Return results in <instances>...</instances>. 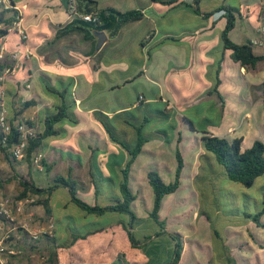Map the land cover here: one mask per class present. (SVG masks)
<instances>
[{
    "label": "crops",
    "instance_id": "0c3cea01",
    "mask_svg": "<svg viewBox=\"0 0 264 264\" xmlns=\"http://www.w3.org/2000/svg\"><path fill=\"white\" fill-rule=\"evenodd\" d=\"M12 1L14 4L12 8L20 14V23L25 32L26 41L20 43L17 34L10 30L11 26L5 28L0 23V29H7V34L0 38V64L10 66V58L13 55H16L18 59L17 67L13 68L11 73L5 76L4 81L0 83V105H7L12 111L14 107L24 101H34L35 105L25 110L18 119L30 121L39 131L41 128L40 116L43 110L54 109L59 103L56 96L45 90V86L48 85L58 90L64 87L70 89L74 100L73 112L78 123L73 126L64 124L65 133L57 138L46 140L39 152L42 154L40 156L43 161L51 166L50 174L55 168L60 169L62 175H65L64 177L71 171L72 179L77 181L78 188L81 187L80 194L84 192L85 195H94L89 176L92 161L96 160L94 154H98L99 167L107 172L106 163L110 159L113 160L111 154L121 152L118 146L109 141L102 126L95 121L94 111H100L112 118L119 112L134 109L140 103L156 108L158 105L162 107L166 102L167 109L171 113V117L167 121L176 124L175 130H166V135L171 138L169 142H166V137L163 135L146 142L131 167L130 181L133 180L134 183L131 187L136 194L133 209L139 219L145 218L152 210V192L151 189L144 186L145 183L148 184V171L156 170L165 183L173 181L177 163L175 156L177 148L183 160L180 182L182 184L183 175L190 181L188 187L194 186V178L199 173L201 156L204 152L201 147L200 134L190 129L187 123L182 120L183 118L207 122L208 125H205L208 127V131L215 136L228 139L241 138V150L244 146L242 151L250 148L256 140L264 142V61L259 62L254 68L242 67L232 61L229 50L222 51L220 34L225 26V18L220 12L205 20L177 4L163 5L152 0H95L97 10L113 8L119 12L139 10L142 13L141 20L124 25L115 36L102 32L106 38L100 48L96 49L97 37L95 34L92 40L84 39L83 35L78 32L55 38L57 31L65 27L71 20L65 11V0ZM137 1L139 4L142 3L139 8L135 6ZM202 1L199 2L202 13L210 12L221 6H227L234 10L233 13L237 17L236 23L229 32V38L234 43L261 41L262 45L258 47L262 48L264 44V0H239L244 4L246 12L253 7H257L260 11L257 24H248L252 36L247 30H242V24L247 23V14L243 18L237 8L222 3L213 7H201ZM1 3H5L4 7L8 8V0H3ZM180 10L198 17L201 22L190 27H183L181 30L157 28L153 16L164 18L173 11ZM5 17L8 15L6 14ZM146 21L149 22V25L140 40V46L145 52V56L130 64L128 60L131 58V54L127 53L130 49H127L124 37L136 31ZM238 26H241L238 37L236 38L235 35V38H232ZM253 34L258 35L259 38H253ZM147 35H150L148 40L146 39ZM115 38L116 40H114ZM166 38L174 40H165ZM118 39L121 41H117ZM256 49L253 47L255 55H264V49ZM161 51L164 52L162 65L158 68L153 67L156 54ZM221 55L223 58L218 75L220 79L217 88L218 94H213L209 92L214 86L213 73L209 77L210 69H215ZM113 56L115 57L112 58ZM208 113L216 116L215 122L212 121V123L207 119ZM179 122L186 124L187 129L179 130ZM166 124L165 121L159 126L152 127L151 131L153 132L159 127L166 129ZM179 135L181 139L177 142ZM188 147L192 151L186 157L185 150L187 151ZM172 152H174L175 162L173 157L169 159V162H173V166L167 169L165 167L168 162L165 156L169 157ZM202 163L204 162L202 161ZM18 165L22 171H25L26 179L31 178L36 187L47 186L42 177L39 182L35 179L36 177L34 178L35 174L36 176L42 175L43 170L28 167L25 162H20ZM189 167V174L184 176V168L186 170ZM165 169L168 170L169 182L165 181L161 173ZM18 177L13 175V182L18 183ZM142 189L146 190V194L139 193V190ZM178 189L167 195L168 197L165 196L164 200L174 197V201H184L185 196L176 197ZM263 189L264 185L260 188V201ZM59 191L64 192L62 194L65 196L68 195L67 191L61 188L53 193L50 200L52 215L49 219L55 224L53 231L55 240L51 243L55 253L54 264H73L72 258L76 255L77 246L82 252L88 251L89 260L82 257L80 264H98L97 262L102 261L104 264H112L105 261L102 256L103 250L112 239L117 255H124V251L127 250L133 258L132 264H166L168 262L173 246L169 240L166 245L162 244L159 260L149 258L150 256L144 254L139 248L132 247L127 241L126 232L119 223L124 220L123 217L117 215H106L100 218L80 216L71 206L67 208L66 204L70 202L67 197L64 203H58L54 199V194ZM248 197L257 203L256 199L250 195ZM139 202L145 204L142 205ZM168 202L172 203L169 200ZM142 207V210L145 211L144 215L140 213ZM166 208L170 209V204H167ZM184 208L179 210V212L183 211L180 212V215L189 210L186 206ZM260 209L257 208L256 211ZM162 211L161 207L160 214ZM188 212L189 216H185L192 220L195 226L202 221L203 214L197 210V207ZM183 216H177L175 219ZM262 216L259 226L254 224L250 218L243 226L246 234L243 251H250L249 257L242 255L236 257L234 247H229L227 250L221 246L217 248L213 245L210 237V241H196L199 243L198 250L195 249L194 263L212 264L215 257L214 251H216L223 264H253V262L264 264V221ZM160 217L162 218V216ZM171 219H173L172 216ZM88 223H99V225L96 227L94 224V227L86 228L90 225ZM167 226L169 227V225ZM137 227H140V223L135 225L134 234L137 233ZM73 232L85 235V238H78L72 242L70 236ZM93 234L97 235L95 239L91 237ZM20 237H17L19 241H21ZM24 241L22 239V242ZM182 242L183 250L178 264H186L185 258L190 249L186 234H183ZM30 249L23 247L21 253L33 257L34 251ZM241 251L239 248L238 254ZM18 253L20 254V252ZM90 257H95V259ZM19 258H12V264H18Z\"/></svg>",
    "mask_w": 264,
    "mask_h": 264
},
{
    "label": "trees",
    "instance_id": "16d2710c",
    "mask_svg": "<svg viewBox=\"0 0 264 264\" xmlns=\"http://www.w3.org/2000/svg\"><path fill=\"white\" fill-rule=\"evenodd\" d=\"M152 1L163 5L177 4V6H183L194 15L200 16L205 20L209 19L215 13L223 11L225 26L220 34L222 51L229 50L232 61L242 67L249 66L254 68L259 62L264 61V55L258 56L254 54L251 42L237 44L229 38V32L235 27L237 18L232 8L221 6L210 12L202 13L199 7L200 0H192L191 2H185L184 0ZM76 2L78 12L84 14L94 13L96 15V21L88 22L73 18L65 27L57 31L56 39L72 32L81 33L86 40L94 39V34L100 32H107L110 36H115L124 25L137 22L142 18V13L139 10L127 12H119L113 8L97 10L95 0H76ZM9 4L11 7L5 8L0 3V23L5 28L12 26L17 15L16 11L12 8V5H14L13 1L9 0ZM64 6L65 11L68 13V0H65ZM6 14L8 17H5ZM13 32L17 34L16 31ZM6 34L7 29H0V38ZM17 36L19 37L18 34ZM165 40L174 39L166 38ZM19 41L20 43H24L26 40L19 37ZM222 58L221 55L213 71L214 86L209 91L213 94H218L217 88L220 84L218 75ZM6 68L7 64H0V74ZM45 90L56 96L59 103L54 109L47 108L43 110L40 116L41 128L39 131L35 129L30 121L18 119L25 110L35 105L34 101H24L17 107H14L12 111L9 110L10 107L7 105H2L6 112L5 120L9 125V132L4 134L0 127V153L7 161L14 176L18 177L16 175V165L20 164V162H25L28 167H31L35 154L42 149L45 141L50 138H57L65 133L63 129L64 124L73 126L78 123L73 112L74 100L70 89L64 87L58 90L46 85ZM158 107H150L148 104L140 103L134 109L119 112L112 118H109L100 111L93 112L95 121L102 126L109 141L121 150L119 154L115 152L111 154L113 160L111 161L110 159L106 163L107 172L99 167L98 154H94L96 160L92 161L89 168V176L94 189L95 201L103 199L104 205L88 204L83 200L78 189L77 181L71 177V171L68 172L66 177L56 175L53 185H48L44 188L36 187L31 178L25 179L18 177V184L21 191L18 194L17 200L21 201L30 196L36 198L33 202L43 208L46 217H51V197L57 190L61 188L65 189L70 197V202L88 217L100 218L106 215L123 217L124 220L119 223L126 232L127 241L130 242L132 247L139 248L144 254L150 256L149 258L159 260L160 248L162 244L166 245L169 240L173 246L171 256L166 264H178L183 250L182 236L178 233L166 231L163 228L164 222L160 219L159 214L164 197L174 193L180 186L183 160L178 148L175 153L177 167L172 182L165 183L156 170H149L147 173V182L153 197L152 210L149 213V218L157 225L159 228L158 231L143 236L140 239L133 232L135 225L140 223L141 219L136 216L133 209L136 194L133 192L130 184L131 167L146 142L159 137V135L165 136L166 142H169L171 138L166 135V130L176 129L174 122L170 123V121H167L171 117L170 110L167 109V103L165 102L162 107ZM182 120L187 123L190 129L194 130L193 121L187 118H183ZM165 121L167 123L166 129L159 127L160 129L157 128V130L151 131L152 127L159 126ZM17 124H24L26 128L35 130L34 135L26 139L22 161L17 160L11 153V149L22 142V136L17 129ZM180 139L181 136L179 135L177 142ZM241 141V138L228 139L215 136L207 131L202 132L200 142L204 153L201 156L199 173L194 178V185L198 193H200V196H203V190L206 189V185L202 184L203 188H200L199 182L204 183L208 181L206 180L208 177L209 179L217 181L215 187L219 185L220 179H222L239 184L245 188H251L255 180L264 174V142L262 140H256L250 148L242 151ZM40 164L43 167V173L49 176L51 166L43 161L42 158ZM218 167H220V170ZM2 184L3 181L0 179V189L2 188ZM261 205L262 208L255 215L246 217L259 222L260 216L264 213V189L262 190ZM88 224H90L88 226H94L95 223ZM44 237L48 238L49 235L44 234ZM70 237L73 242L78 238H85V235H79L73 232ZM51 240L53 242L55 239L53 238ZM54 254L52 253L47 258L48 263H54Z\"/></svg>",
    "mask_w": 264,
    "mask_h": 264
},
{
    "label": "rangeland",
    "instance_id": "374dc122",
    "mask_svg": "<svg viewBox=\"0 0 264 264\" xmlns=\"http://www.w3.org/2000/svg\"><path fill=\"white\" fill-rule=\"evenodd\" d=\"M143 1H149V0H143ZM228 4L231 7L237 8L241 15L244 16L246 15L247 17V23L242 24V30H247L248 33L252 36V31L251 28L248 26L249 23H252L253 25L257 24V17L260 13L257 7H253L248 12L245 11L244 4L240 2L239 0H203L201 3V7L205 6H216V4ZM3 6L5 3H1ZM7 4V3H6ZM142 3L139 4V2H136V7L139 8ZM153 19L156 23L157 28H162V29H167L170 30L172 28H177L178 30H181L183 27H190L191 25H194L196 23L201 22V20L193 15H190L186 13L183 10L180 11H173L167 17L160 18V17H155L153 16ZM263 24V22H260ZM149 25V22H143L139 28L130 33L125 35V43L127 49L129 48L130 50L127 51L128 54H131V58L128 60L130 64L134 63L137 59L140 60L144 58L145 52H143V49L140 46V40L142 39L143 32L147 30V26ZM174 30V29H173ZM239 30L241 31V26H238L237 29L235 30V33L232 35V38L238 37V34L240 33ZM255 39L259 38L258 35L253 34V38ZM123 38V37H122ZM116 40V38L114 39ZM117 41H121V39H118ZM257 49H264V44L261 47H255ZM256 49V50H257ZM113 56L112 58H114ZM163 57H164V52L161 51L160 53L156 54V58L154 59V64L153 67L158 68V66L162 65L163 62ZM18 59H12L10 58V66H8L2 74H0V83L4 81V77L7 76L8 74L11 73L13 68L15 67V64H18L17 62ZM134 65V64H133ZM152 67V68H153ZM6 70L7 73H6ZM213 69H210V75L213 73ZM212 78H214V74H212ZM220 81V79H219ZM218 92V89H217ZM202 108V107H199ZM211 110V108H209ZM0 113L6 117V112L5 109L0 110ZM207 119L210 120L211 122H215L214 116L211 113H208L206 115ZM212 122V123H213ZM208 123L205 121H193L194 125V130L200 134H202L203 131H208V127L206 125ZM179 130H186L187 125L184 124L183 122H179ZM205 126V127H204ZM212 126V125H210ZM204 127V128H203ZM198 136V137H200ZM184 140V137H183ZM244 149V146L242 147V150ZM169 150V148H167ZM191 148L188 147L187 151L185 150V156L188 157V154L191 153ZM37 155H42L40 152L36 153ZM174 161V152L169 154V157L166 155L165 158L167 160V166L165 168L169 169V167L173 166V162H169V159H172ZM185 160V158H184ZM22 161V160H21ZM175 162V161H174ZM177 162V161H176ZM36 170V167L34 164L31 166ZM177 167V163H176ZM140 168V167H139ZM16 169V174L20 178H25L26 179V174L25 171H22L20 168V165L15 166ZM220 170V167H218ZM160 170V169H157ZM185 170V168H184ZM183 170L184 176L188 175L190 172V167L186 168L185 172ZM163 177L165 178L166 182H169V176H168V170L161 171ZM63 173L60 171V169H56L52 171L50 174V177L46 176L44 173L42 175L38 174L34 176L36 180H40V177H42L43 182L48 186V185H53L54 177L56 175H62ZM65 174V173H64ZM14 173L11 171L7 161L4 159L3 155L0 153V179L3 181L2 188L0 189V225L3 227L5 232H8L11 237L8 240L3 241V246L6 247L7 249H12L13 251L16 252L13 256H8V264H12V258H19V263L18 264H54V263H48L47 258L51 256L53 252V246H52V240L53 239V231L55 230V224L54 222L49 219V217H46L44 214L43 208L37 204H35L33 201L36 200V198L33 197H28L23 200H17L18 194L21 191V188L18 183L13 182L12 177ZM32 175V173H31ZM205 175V174H204ZM203 175V176H204ZM175 176V175H174ZM208 181H205L204 183L199 182L200 188L202 187V184L206 185V189L203 190V196H200V193H198V190L196 189L195 185L188 187L190 184V181L187 177H183L182 175V184L180 182L179 186V191L177 192V196H185L184 201H174L175 198H167L169 201H174L172 203H169L168 200L162 201L163 206L162 207V212L160 216V219L164 222L163 228L166 231H169L170 233H178L183 236V234H186L188 237L189 241V251L188 254L186 255V264H195L194 260V254H196V250L198 247V243L202 241H210V237L212 238V243L215 245L217 248L221 246L223 249H229V247H234V255L238 257L239 255L242 256H247L249 257L251 255L250 251H246L243 249L245 248L244 241H246L245 237L246 234L244 233L243 226L245 223H247L249 214L252 216L255 215L258 211H256L257 208H262L261 201H260V188L264 185V174L260 176L256 181L254 182L253 186L251 188H245L239 184L231 183L226 180L220 179L219 185L217 187V181L214 179H209V177L206 179ZM172 182V181H170ZM130 184L134 185L133 180L130 181ZM148 189H150L149 185L145 183V185ZM142 185V187L144 188ZM81 188V187H80ZM79 191L81 192V189ZM137 191V187L135 188ZM134 190V191H135ZM193 190V191H192ZM216 190V191H214ZM146 194V190L142 189L141 191L139 190V193ZM64 192H57L54 194V199L56 201L64 203L69 199L70 197L66 194H62ZM196 197H195V194ZM83 194V195H82ZM176 194V193H175ZM82 198L85 202L88 204H98L100 206L104 205L103 199H100L98 201L94 200V195L92 196L85 195V193H81ZM247 195V196H246ZM248 195H250L252 198L257 200L256 202H253V200H250ZM32 199V200H31ZM28 200V202H26ZM195 201V202H194ZM142 205L145 204L144 202H139ZM167 204H170V209H167L166 206ZM67 208L68 206H71L72 209L76 212L78 215H84L85 214L77 208L73 203L69 202L66 204ZM189 208L188 211H192L197 207L198 211H201L203 214V219L200 221L196 226L195 223L192 220H189L187 218L189 216V212L187 211L184 214L180 215L181 208L185 209ZM4 209L7 211V215L3 214L2 210ZM19 209V210H18ZM143 207L141 208L140 213L142 215L145 214V211L142 210ZM161 211V210H160ZM176 211V212H175ZM204 212V213H203ZM147 216L145 218H141L140 221V227H137V233L136 237L140 239L143 236L150 235L154 231H158L157 225ZM184 215V216H183ZM171 216L173 219H171ZM177 216H183L178 219H175ZM262 216V215H261ZM260 216V218H261ZM142 217V216H141ZM260 218L259 222L254 221L253 219L252 222L256 224L257 226L260 225ZM262 220L264 221V215L262 216ZM88 221V220H87ZM104 221V220H103ZM106 222V221H104ZM50 225H53L52 233L49 235L48 238L44 237V233L48 231V227ZM169 225V227L167 226ZM97 227V224H95ZM87 226L86 228H88ZM94 227V226H93ZM177 229V231H176ZM207 229V230H206ZM29 230H38L41 232L40 240L39 243L36 245L30 244L28 242V235L27 231ZM21 236V237H20ZM97 235L93 234L91 235L92 238H96ZM20 237L21 241H19ZM112 237V236H110ZM113 238V237H112ZM22 239L25 240L22 242ZM1 241V237H0ZM199 241V242H196ZM21 242V243H20ZM28 243V244H27ZM82 243V242H79ZM114 240L112 239L111 242L109 243L108 246H106V249L103 250L102 256L104 257L103 259L105 261L111 262L112 264H132L133 258H131L129 252L126 250L124 251V255L120 254L117 255V252L115 251V246H114ZM48 245V247H47ZM19 246V247H18ZM34 248L30 249L31 251H34V256L30 257L29 254H23L21 253V248ZM76 250V255L73 260V264H80V259L82 257H85L88 259V251L82 252L77 246ZM237 248V250H236ZM241 249L243 251L238 254V249ZM117 249V245H116ZM196 249V250H195ZM20 252V254L18 253ZM213 252V251H212ZM214 261L212 264H223L221 258L217 255V252L214 251ZM204 253V252H203ZM242 253V254H241ZM123 255V256H122ZM113 256V257H112ZM193 256V257H192ZM91 258V257H90ZM93 258V257H92ZM91 258V259H92ZM95 259V257L93 258ZM89 260V259H88ZM224 260V259H223ZM227 261V260H224ZM123 262V263H122ZM229 262V261H228ZM98 264H104V261L102 262H97ZM253 264H256L253 262Z\"/></svg>",
    "mask_w": 264,
    "mask_h": 264
},
{
    "label": "built area",
    "instance_id": "2783aa9c",
    "mask_svg": "<svg viewBox=\"0 0 264 264\" xmlns=\"http://www.w3.org/2000/svg\"><path fill=\"white\" fill-rule=\"evenodd\" d=\"M185 2H191L192 0H184ZM3 2V0H0V3ZM9 2V0H8ZM76 0H68V16L69 18L73 19V18H78L84 21H96V15L94 13H89V14H84V13H80L77 11V7H76ZM8 8L11 7V5L8 3ZM16 20L13 22L10 30L12 31H16L17 34L19 35V37L21 39H26V35L24 30L22 29L21 26V17L19 12H16ZM224 12L220 11V14H223ZM150 38V35L146 36V39L148 40ZM252 46L253 47H258L262 45L261 41H252ZM12 59H17L16 55L12 56ZM17 67V64H15V67ZM8 70H6L7 73ZM0 110H3V106L0 105ZM17 129L19 130V132L21 133L22 136V142L13 147L11 149V153L13 155V157H15L17 160H21L23 158V153H24V148L26 146V139L27 137H32L34 135L35 130L33 129H28L25 127L24 124H17ZM0 127L1 130L4 134H7L9 132V125L7 123V121L5 120V117L2 113H0ZM40 160H41V156L35 154L34 158H33V164L35 165V167L38 170H43L42 165L40 164ZM28 202V200L26 201ZM3 214L7 215V211L4 209H1ZM19 210V209H18ZM48 231H46L44 234L50 235L52 233V229H53V225H50L48 227ZM27 235H28V242H30V244L32 245H36L37 243H39L40 240V236H41V232L38 230H29L27 231ZM0 237H1V241H0V264H8V256H13L14 254H16L15 251H13L12 249H7L6 247L3 246V241L4 240H8L10 239L11 235L8 232H5L3 227L0 225Z\"/></svg>",
    "mask_w": 264,
    "mask_h": 264
},
{
    "label": "water",
    "instance_id": "95a60500",
    "mask_svg": "<svg viewBox=\"0 0 264 264\" xmlns=\"http://www.w3.org/2000/svg\"><path fill=\"white\" fill-rule=\"evenodd\" d=\"M95 36L97 37L96 49H99L106 37L102 32L96 33Z\"/></svg>",
    "mask_w": 264,
    "mask_h": 264
}]
</instances>
